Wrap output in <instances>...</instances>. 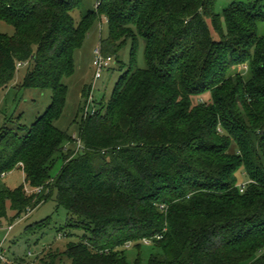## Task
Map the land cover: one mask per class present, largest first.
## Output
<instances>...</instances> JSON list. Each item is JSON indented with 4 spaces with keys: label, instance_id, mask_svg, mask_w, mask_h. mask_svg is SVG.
Instances as JSON below:
<instances>
[{
    "label": "trees",
    "instance_id": "trees-1",
    "mask_svg": "<svg viewBox=\"0 0 264 264\" xmlns=\"http://www.w3.org/2000/svg\"><path fill=\"white\" fill-rule=\"evenodd\" d=\"M81 3L0 0V20L16 30L0 33V92L29 63L23 87L53 93L30 129H0V179L25 175V185L0 189V226L9 208L15 221L57 191L71 216L64 236L78 238L62 253L71 264H130V244L143 264L145 239L155 251L148 264H264V0L222 12L219 0H99L76 22ZM103 17V54L118 58L132 41L129 69L106 110L82 121L83 153H66L73 138L55 126L64 80ZM244 66L249 79L235 71ZM57 154L64 165L53 177ZM26 185L45 192L28 195ZM49 226L50 218L36 224Z\"/></svg>",
    "mask_w": 264,
    "mask_h": 264
},
{
    "label": "rangeland",
    "instance_id": "rangeland-1",
    "mask_svg": "<svg viewBox=\"0 0 264 264\" xmlns=\"http://www.w3.org/2000/svg\"><path fill=\"white\" fill-rule=\"evenodd\" d=\"M135 1V0H132ZM240 0H219V12L228 8L233 2ZM99 0H82L81 5L72 13L76 22L81 21L82 16L90 11H95ZM15 28L0 20V33L9 36L15 35ZM260 32L264 33V26ZM110 26L106 17L97 21L86 38L83 47L75 52V74L64 80L68 87V97L62 117L55 122V126L67 132L72 138V143H66V153L68 148L82 154L80 144V126L86 115L95 111H105L112 96L116 84L120 78L128 71L132 41H129L117 57L110 69L103 72L102 78L95 81V70L93 67L94 51L100 48L101 40L109 37ZM138 67L147 68L145 58V41L140 38V51L138 56ZM31 68V64L18 67L17 75L13 82L0 92V129L5 125L16 129L20 124L28 129L44 115L52 103L53 93L50 90L27 89L23 87L26 74ZM243 74L246 79L251 77V69L244 66L235 70ZM90 91L87 99L83 97L85 89ZM209 95L201 98V102H208ZM199 100V101H200ZM198 103V102H197ZM26 134L22 131L21 135ZM64 165L61 154L55 156V165L51 174L56 177ZM246 177H242L241 182H246ZM25 185V175L22 169H16L0 179V189H17ZM25 190L28 195L38 193L37 189H32L26 185ZM42 192H45L42 189ZM16 213L9 208L8 218L0 226V245L6 251L7 264H71L70 259L62 256L70 242H76L77 237L64 236V229L69 220L70 214L63 207L58 206L57 191H54L50 200L41 206L32 209L20 219L13 221ZM50 218V226L44 230H39L36 224ZM13 225L14 229L9 230ZM81 235V233H76ZM153 247L143 245V264H148L149 258L154 253ZM31 254V255H30ZM54 256V257H53ZM56 256V257H55ZM138 256L137 248L127 250V258L130 264H135ZM5 264V263H0Z\"/></svg>",
    "mask_w": 264,
    "mask_h": 264
},
{
    "label": "built area",
    "instance_id": "built-area-1",
    "mask_svg": "<svg viewBox=\"0 0 264 264\" xmlns=\"http://www.w3.org/2000/svg\"><path fill=\"white\" fill-rule=\"evenodd\" d=\"M100 5V3L97 4V7ZM94 55H95V58H94V62H93V67H94V70H95V81L99 80L102 78V75H103V72L106 70V69H110L111 65L115 62V58L114 57H106L101 48H97L95 51H94ZM28 63H20L18 65V67H22V65H26ZM87 116V115H86ZM241 191L244 192L246 190V184L242 185L241 187ZM38 193H42V189H37ZM10 231L13 230V226H10L9 228ZM157 239H162V236H158ZM153 242L152 239H145L144 240V244L145 245H151ZM131 247V244L128 245V248ZM31 255V254H30ZM8 262V259H7V256H6V251L4 250V248L2 247V245H0V263H5L7 264Z\"/></svg>",
    "mask_w": 264,
    "mask_h": 264
},
{
    "label": "crops",
    "instance_id": "crops-1",
    "mask_svg": "<svg viewBox=\"0 0 264 264\" xmlns=\"http://www.w3.org/2000/svg\"><path fill=\"white\" fill-rule=\"evenodd\" d=\"M13 229H14V226H13Z\"/></svg>",
    "mask_w": 264,
    "mask_h": 264
}]
</instances>
